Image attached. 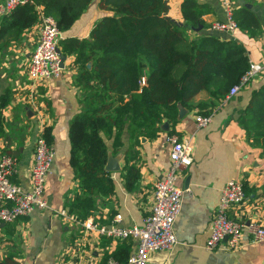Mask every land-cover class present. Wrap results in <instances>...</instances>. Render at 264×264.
Segmentation results:
<instances>
[{
	"label": "crops",
	"instance_id": "1",
	"mask_svg": "<svg viewBox=\"0 0 264 264\" xmlns=\"http://www.w3.org/2000/svg\"><path fill=\"white\" fill-rule=\"evenodd\" d=\"M182 1L166 0L167 15L180 24ZM196 1L207 9L202 19L208 26L200 33L234 41L244 48L248 63H259L263 68L229 98L201 91L188 107L178 103L175 118L162 117L155 130L135 139L129 136L127 124L110 138L104 137L107 158L103 168L111 178L112 189L97 199L90 217L98 224L109 225L120 214V226H142L152 207L154 184L170 164L172 145L168 137L176 135L190 139L193 159L176 181L185 190L173 224L177 242L171 249L151 252L148 264H264V242L250 241L246 228L236 249L227 248L224 241L213 250L205 248L210 217L222 187L230 179L241 181L246 194L244 201L231 209V215L246 225L264 226V154L248 138L241 121L243 111L264 88V2L231 0L233 9H249L260 28L251 34L237 27L230 34L211 29L215 20L226 17L221 0ZM108 13L99 0H91L62 38H88L94 25ZM3 20L0 18V28ZM39 33L38 17L31 26L0 37V153L16 158L12 180L29 189L35 141L47 134L55 151L44 189L48 208L34 209L12 223L0 222V259L13 253L20 264H108L110 260L128 264L136 248L135 239L85 231L55 213L66 208L65 202L76 185L69 162L68 131L81 110L80 92L74 82L77 68L72 55H66L59 76L29 77L25 67ZM179 105L185 110L180 118ZM198 115H209V122L197 127ZM108 158L118 169H106Z\"/></svg>",
	"mask_w": 264,
	"mask_h": 264
},
{
	"label": "trees",
	"instance_id": "2",
	"mask_svg": "<svg viewBox=\"0 0 264 264\" xmlns=\"http://www.w3.org/2000/svg\"><path fill=\"white\" fill-rule=\"evenodd\" d=\"M90 2L34 0V4L18 6L2 16L0 37L35 23L39 17L35 5L54 17L63 33ZM99 2L109 13L94 25L89 37L62 38L59 43L65 56L74 57V82L80 92L81 110L68 131L76 185L65 202L68 212L79 220L93 215L97 199L112 189L103 168L104 137L110 138L125 124L134 139L155 130L162 117L175 118L178 103L188 107L201 91L223 98L249 68L241 45L200 33L208 26L202 19L207 9L196 0L182 1V24L167 15L166 0ZM232 12L241 30L254 34L260 28L249 9ZM241 121L248 138L264 154V88L243 111ZM0 264L20 263L11 253Z\"/></svg>",
	"mask_w": 264,
	"mask_h": 264
},
{
	"label": "built area",
	"instance_id": "3",
	"mask_svg": "<svg viewBox=\"0 0 264 264\" xmlns=\"http://www.w3.org/2000/svg\"><path fill=\"white\" fill-rule=\"evenodd\" d=\"M264 2V0H263ZM226 10L223 20H215L211 29L217 33H233L237 29V22L233 18L231 0H221ZM34 4V0H0V18L18 6ZM39 13L40 33L32 46L30 59L26 64V72L33 80L51 79L61 74L60 56L58 49L62 33L51 15L42 11L41 6L35 5ZM259 63H249V68L241 76L239 83L230 88L225 96H233L253 76L262 70ZM144 83V78H142ZM209 115L196 117L197 127L206 125ZM171 143L170 164L164 175L158 179L153 187V202L142 226L122 227L117 224L121 215H115L113 223L101 225L92 217L84 220L77 219L66 208L55 211L64 220L74 221L85 231H97L100 235L115 239H135V250L128 259V264H148V257L153 251L168 250L176 244L173 231L174 221L180 211L185 190L177 185L179 173L188 167L193 159L190 139H180L170 135ZM55 158L54 148L44 136L40 135L35 141L34 160L30 170V187L24 189L12 180L16 172V158L8 153H0V222L12 223L19 217L25 216L34 209L48 208L44 198L46 176ZM245 191L241 181L230 179L221 189L220 198L213 210L209 221V236L205 248L213 250L224 241L229 249L240 247V237L244 228L247 229L252 242H264V226L257 223L248 225L235 219L231 209L245 199ZM108 264H116L110 260Z\"/></svg>",
	"mask_w": 264,
	"mask_h": 264
},
{
	"label": "water",
	"instance_id": "4",
	"mask_svg": "<svg viewBox=\"0 0 264 264\" xmlns=\"http://www.w3.org/2000/svg\"><path fill=\"white\" fill-rule=\"evenodd\" d=\"M59 52V56H60V66L61 68L64 67V62L66 60V56L61 52L60 49H58ZM88 66H90V64H88ZM185 114V110L183 109V107H181L179 105V111H178V118L182 117ZM106 169L107 170H116L118 169V165L113 162V159L108 158L107 164H106Z\"/></svg>",
	"mask_w": 264,
	"mask_h": 264
}]
</instances>
